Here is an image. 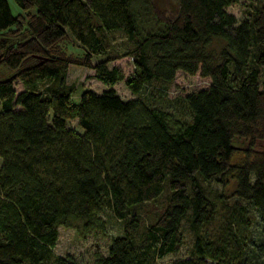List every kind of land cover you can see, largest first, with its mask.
Here are the masks:
<instances>
[{
	"label": "trees",
	"instance_id": "1",
	"mask_svg": "<svg viewBox=\"0 0 264 264\" xmlns=\"http://www.w3.org/2000/svg\"><path fill=\"white\" fill-rule=\"evenodd\" d=\"M8 1L0 0V66L11 72L0 79V264H83L52 253L57 228L102 233L104 207L122 229L89 264H157L179 250L183 222L189 249L168 264H264V0L238 21L225 10L237 0H174V15L153 0H10L15 14ZM67 37L81 57L55 51ZM125 56L124 86L141 96L122 100L110 87L122 75L107 63ZM69 63L108 88L71 102ZM177 71L209 79L181 98L187 118L152 103ZM73 119L80 131L67 126ZM235 151L241 163H231ZM229 173L231 202L211 187ZM158 196L161 207L136 213Z\"/></svg>",
	"mask_w": 264,
	"mask_h": 264
},
{
	"label": "rangeland",
	"instance_id": "2",
	"mask_svg": "<svg viewBox=\"0 0 264 264\" xmlns=\"http://www.w3.org/2000/svg\"><path fill=\"white\" fill-rule=\"evenodd\" d=\"M153 1L155 7L159 10V12L162 11L167 15H174V13L176 12V4L174 0ZM251 1L253 0H237L236 3L227 6L225 10L228 13L232 14L235 17L236 21H238L245 15V9L247 8L246 5H249ZM8 3L12 14L18 12V9L15 7L12 1L9 0ZM117 40L118 37L116 36L114 41L117 42ZM55 51L63 52L65 55L75 58L82 56V50L80 46L70 37H67L66 39L61 41L55 47ZM98 59L99 57H92L90 61L94 63ZM32 62L33 58H30L25 62V64ZM107 67H115L122 75V78H120L110 86L122 100L141 96V94L136 95L130 93V91L124 86L123 83L125 76L129 74L132 69L131 60L128 56L108 62ZM92 73L93 71L91 69L82 67L77 64L69 63L67 65L64 81L65 83L71 84L73 86V94L70 96L71 102H77L80 92L84 89H89L96 93H99L103 89L108 88V86L102 84L101 81L94 79L92 77ZM9 75H11V72L0 66V79H4ZM208 83V78L200 77L196 73L193 75H188L181 71H177L174 75L172 83L164 88H161V90L155 95L152 103L169 109L178 116L187 118V110L182 104L181 98L191 91L206 87ZM13 88L15 92H18L23 89V85L19 80L15 79L13 81ZM66 124L74 130L80 131L76 126V121L74 119L68 120ZM233 144L242 148L245 146V141L235 138L233 140ZM243 159L244 157L241 151H235L230 161L233 164H238L241 163ZM223 179L224 183L222 185H218L212 182L211 187L226 196V200L228 202H231L233 200V197H231L233 189L232 174L229 173L225 175ZM161 196H158L151 201L145 202L142 205L136 206V213L141 216L143 215L144 210H155L161 207ZM98 215H100L104 219L105 223V229L102 233L95 232L82 236L76 231L75 228L59 226L57 228V238L53 246L51 247L52 253L60 256L70 255L83 264H89L95 252L104 253L109 238L121 232L122 222L121 220H117L107 207L101 208L98 211ZM247 215L248 224H250V231L253 235H256L257 231L255 226L253 225L255 223V219L253 218V211L249 209L247 211ZM75 225H77V223H75ZM186 227V223L183 222L181 225V233L183 236L179 250L176 253L167 254L162 259L158 260L157 264H168L169 261L173 258L185 256L190 245V235L187 232Z\"/></svg>",
	"mask_w": 264,
	"mask_h": 264
}]
</instances>
